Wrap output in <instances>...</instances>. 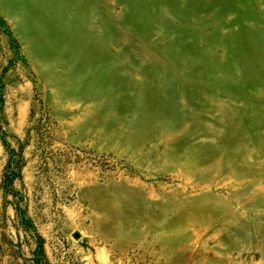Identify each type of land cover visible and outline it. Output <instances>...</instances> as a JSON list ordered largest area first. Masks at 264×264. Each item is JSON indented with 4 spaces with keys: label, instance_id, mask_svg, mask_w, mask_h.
<instances>
[{
    "label": "rangeland",
    "instance_id": "rangeland-1",
    "mask_svg": "<svg viewBox=\"0 0 264 264\" xmlns=\"http://www.w3.org/2000/svg\"><path fill=\"white\" fill-rule=\"evenodd\" d=\"M0 264H264V0H0Z\"/></svg>",
    "mask_w": 264,
    "mask_h": 264
}]
</instances>
